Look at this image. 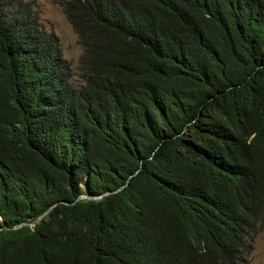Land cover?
<instances>
[{"label": "trees", "instance_id": "16d2710c", "mask_svg": "<svg viewBox=\"0 0 264 264\" xmlns=\"http://www.w3.org/2000/svg\"><path fill=\"white\" fill-rule=\"evenodd\" d=\"M58 2L74 88L30 5L0 0V264H247L264 0Z\"/></svg>", "mask_w": 264, "mask_h": 264}, {"label": "rangeland", "instance_id": "374dc122", "mask_svg": "<svg viewBox=\"0 0 264 264\" xmlns=\"http://www.w3.org/2000/svg\"><path fill=\"white\" fill-rule=\"evenodd\" d=\"M20 5L29 4L35 11L37 20L46 33H51L58 42L61 58L68 67V84L71 88L80 85L78 73V60L81 48L69 23L67 22L59 0H19ZM81 200H88L86 195H81ZM247 264H264V223L258 230L252 250L247 257Z\"/></svg>", "mask_w": 264, "mask_h": 264}, {"label": "water", "instance_id": "95a60500", "mask_svg": "<svg viewBox=\"0 0 264 264\" xmlns=\"http://www.w3.org/2000/svg\"><path fill=\"white\" fill-rule=\"evenodd\" d=\"M79 198H80V197H79ZM79 198H78V199H79ZM92 199H94V198H89V197H88V200H92ZM95 199H96V198H95ZM45 213H46V212H45ZM45 213H44V214H45ZM40 217H41V216H40ZM40 217L37 218V219H36L34 222H32L31 224H29V226H32L34 223H36V222L40 219ZM20 226H21V225H19V226H17V227H20Z\"/></svg>", "mask_w": 264, "mask_h": 264}]
</instances>
